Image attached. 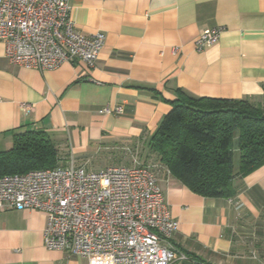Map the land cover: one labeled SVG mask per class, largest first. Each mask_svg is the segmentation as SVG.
<instances>
[{"label":"crops","instance_id":"crops-1","mask_svg":"<svg viewBox=\"0 0 264 264\" xmlns=\"http://www.w3.org/2000/svg\"><path fill=\"white\" fill-rule=\"evenodd\" d=\"M65 2L79 34L105 36L95 67L25 69L9 63L0 41V151L10 149L13 135L40 131L64 166H147L179 223L169 238L178 253L199 264H264V165L234 178L232 197L207 198L147 149L178 90L264 102V0ZM214 28L222 29L217 43L197 50V37ZM106 106L122 112L105 114ZM92 156L106 164L90 170ZM45 225L40 211L0 204V264H107L45 249ZM171 264L189 263L177 256Z\"/></svg>","mask_w":264,"mask_h":264},{"label":"built area","instance_id":"built-area-1","mask_svg":"<svg viewBox=\"0 0 264 264\" xmlns=\"http://www.w3.org/2000/svg\"><path fill=\"white\" fill-rule=\"evenodd\" d=\"M221 28L203 31L197 50L214 45ZM0 41L12 65L39 72L64 63L93 69L105 36L79 34L65 0H0ZM117 115L121 107H104ZM0 204L7 210H36L45 216L47 250L107 264H171L178 253L169 238L179 226L147 166H107L89 171L73 162L0 177Z\"/></svg>","mask_w":264,"mask_h":264},{"label":"trees","instance_id":"trees-1","mask_svg":"<svg viewBox=\"0 0 264 264\" xmlns=\"http://www.w3.org/2000/svg\"><path fill=\"white\" fill-rule=\"evenodd\" d=\"M147 149L191 192L230 198L234 178L264 165V102L192 97L178 90ZM55 167L64 166L44 132L15 134L10 149L0 151V177Z\"/></svg>","mask_w":264,"mask_h":264},{"label":"rangeland","instance_id":"rangeland-1","mask_svg":"<svg viewBox=\"0 0 264 264\" xmlns=\"http://www.w3.org/2000/svg\"><path fill=\"white\" fill-rule=\"evenodd\" d=\"M88 164H89L90 170H95L99 166H102V165L106 164V161L102 157H94V156H92L91 158H89ZM234 164H235V166L237 165V160L236 159H235ZM62 166H64V165H62ZM108 166H113V165H108Z\"/></svg>","mask_w":264,"mask_h":264}]
</instances>
